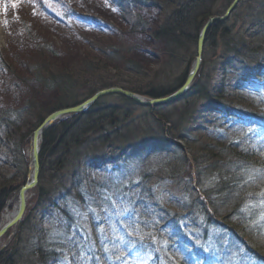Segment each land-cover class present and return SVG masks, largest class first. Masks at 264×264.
Instances as JSON below:
<instances>
[{
  "label": "rangeland",
  "instance_id": "obj_1",
  "mask_svg": "<svg viewBox=\"0 0 264 264\" xmlns=\"http://www.w3.org/2000/svg\"><path fill=\"white\" fill-rule=\"evenodd\" d=\"M136 1L151 4L149 0ZM233 1L218 0L205 12L212 17L223 16ZM154 14L149 12L151 17L156 18ZM160 19L161 16L157 20ZM135 20L133 0H0V106L22 107L30 96L41 90L38 84L31 83V65L39 61L38 42L50 43L58 54H55L54 63L65 61L72 72H76L78 70L72 61L77 54L101 61L97 59H102L101 51L109 46L121 45L125 40L124 33ZM226 28L249 42L264 40V0H242L228 18ZM222 37L219 36L218 47L207 43L204 50V56H207L204 81L208 80L211 94L216 96L223 84L226 72L221 67L223 61L230 63L226 80L232 91L264 94V54L250 55L246 62L233 55L225 58L227 48ZM197 44L190 51H184L194 52L196 58ZM148 45L151 47L148 42L139 43V46ZM148 51L152 55L158 53L152 48ZM154 56L137 58L142 73L140 78L135 79H130L127 73L126 76L110 71L111 67L93 68L96 75L80 82V87L75 88L76 100L82 101L92 90L108 82V78L125 86L135 85L138 80L146 84L162 82L156 65L158 61L155 60L158 57ZM221 74L222 79L218 80ZM200 92L193 90L176 103L157 107L156 113L150 110L151 107L137 103L129 106L134 110V120L133 127L126 134L127 142L122 138L115 145L102 147L92 138L82 148L72 150V156L62 173L55 172L56 177L60 173L58 179L49 180V176H46L44 186L48 191V200L38 206L35 202L36 192L31 193L30 209L24 221L13 231L8 242L6 238L2 240L0 248L6 244L8 247L12 238L19 235L14 246V264H42L37 249L46 242L62 238L64 232L66 234L70 229V236L75 239V250H70L69 244L65 250L69 255L64 257L67 260L73 256L76 264H87L90 258L85 259L77 250H88L90 243L93 244L94 232L99 230L102 236L111 238V241L107 238L102 241L103 249L110 250L109 245L116 242L112 246L113 252L105 253V258L99 264H170V259L160 257L163 253L158 254L155 248L159 239L152 236V231L158 222L159 230L164 233L158 248L163 252L168 250L171 255L168 248L175 239L176 250L182 252L171 255L175 263L190 264L194 260L193 264H262L256 258L264 260V248L262 251L254 249L262 246L260 241L256 238L245 239L236 227L237 221L232 219L233 223H226L222 213L211 208V201L200 187L207 184L209 173L201 174L197 170L193 156L188 152V143L196 140L195 148L203 146L209 135L215 132L214 124L222 115L221 106L201 97ZM118 97L107 96L101 103L126 105ZM174 126L175 136L170 133ZM0 146L4 147L2 152L0 150V181L10 182L14 179V186L17 187L22 178L27 179L29 175V150H25L24 154L12 143H2ZM79 173V184L83 187L79 190L82 194L84 189L99 192L103 196L99 203L110 206L99 223L96 220L104 215L97 214L99 209L90 214L88 207L93 204L86 201L89 200L86 194L90 192L85 194L86 199H82L73 189L74 174ZM250 202L244 200V205H247L243 207L247 208L245 211L258 204ZM262 205L257 209H261L264 218ZM11 206L12 210L14 204ZM139 207L148 212L145 224L150 222L151 225L145 226L143 231L134 230L125 222L129 212H135ZM64 209L69 212L73 222L66 218ZM75 224L81 228L72 230ZM98 225L103 229H98ZM139 225L136 227L139 228ZM109 227L113 229L107 233ZM260 236L261 240L262 237L264 239V227ZM66 241L69 242V239ZM242 241L245 243L242 244ZM116 244L120 246L119 252L126 251L129 258L116 257ZM60 253L65 255L64 251Z\"/></svg>",
  "mask_w": 264,
  "mask_h": 264
},
{
  "label": "trees",
  "instance_id": "obj_2",
  "mask_svg": "<svg viewBox=\"0 0 264 264\" xmlns=\"http://www.w3.org/2000/svg\"><path fill=\"white\" fill-rule=\"evenodd\" d=\"M149 1L151 4H145L144 2L140 4L133 0L134 9L136 10L135 22L129 25L127 32L124 33L125 40L121 42V45L109 46L104 51H101L102 59L97 58L101 61L88 55L87 57H82L77 54L76 59L72 61L73 65H76L75 69L78 70L76 72H72V68L65 61L63 63H54L56 52L50 43L41 44V42H38L36 45L39 61L31 65L33 73L31 83L38 84L41 90L36 92L34 96H30L22 107L5 108L0 106V145L2 143H6V145L12 143L14 148L19 151L23 150L22 152L25 154V149L30 145L33 131L48 115L57 110L79 105L102 89L121 87L148 98L166 97L178 90L185 83L195 60L194 52L190 53L184 50L190 51L196 47L200 30L209 17L212 16L211 14H206V8L211 6V4H215L218 0ZM86 9L90 10L87 7ZM140 9L141 12L139 11ZM150 11L155 13L154 15L157 17H151L149 15ZM160 16L161 19L157 20ZM162 18L164 19L162 20ZM226 27L227 22L216 23L208 33L206 40L209 45L216 48L220 40L219 36L222 35L226 44L225 49L227 48L225 58L233 55L240 59L242 58L246 62L249 60L248 56L250 55H258L259 52L264 54L263 39L249 42L245 38L235 36V32ZM124 41H126V44H123ZM144 42H148L151 47L149 45L147 47L139 46V43L143 44ZM151 48L157 50L158 53L149 54L148 50ZM154 55L158 57L155 60L158 61L156 65L159 67L162 82L146 84L138 80L135 85L125 86L108 78V82L92 90L82 101L76 100L75 88L80 87V82L96 75L93 68L99 70L111 67L110 71L124 75L127 73L130 79L140 78L142 66L137 58H152ZM102 62L104 66H102ZM206 63L207 56H204L203 66L195 80L192 91H201L199 93L201 97L214 101L218 106L220 105L222 115L214 124L215 132L209 135L210 137L204 141L203 146L195 148L194 145L197 142L194 140L188 143V152H191L197 165V170L201 174L208 175L207 173H209L207 184L200 187L203 192L205 191L209 201H211V208L215 209V212L219 211L222 213L221 215L226 223H233L232 219L237 221L235 224L241 235L247 240L258 239L262 246L260 248L255 247V249L261 250L264 248V239L262 237L261 240L260 236L261 229L264 227V218L262 217L261 209H257V206L264 203V94L245 90L232 91L230 85H228L229 81L226 80L230 63H224L223 61L221 62V67L226 71L224 81L218 89L217 95H212L208 87V80L204 81ZM203 82L207 84L205 85ZM61 94L63 96H60ZM73 95L74 97L71 98ZM118 98L125 102L126 105H102L101 100L84 114L73 115L58 121L45 134L40 155V189L35 199L38 206L48 200V191L44 186L46 176H49V180L58 179L63 171L62 169H65L66 163L72 156V150L82 148L92 138H95V142L102 147L115 145L122 138V141L127 142L126 134L133 127L134 120V110L131 107L136 105V103L124 97L119 96ZM157 109V107L150 108L153 113H156ZM175 132L176 126L172 127L170 133L175 136ZM0 147L2 152L4 147ZM80 157L82 156L80 155ZM55 172H60L57 177ZM74 177L73 189L79 193L78 195L82 199H86L85 194L90 192L89 195L86 194L87 198L89 197V200L86 201H90L93 204L88 207L90 214L99 209L100 212L97 214L104 215L107 212L106 209L110 206L106 207L99 203L103 197L102 194L96 192L100 195L98 196L95 192L86 191V189H84L82 194L79 190L83 188L82 184H79L80 173L74 174ZM26 181V178H22L20 185L17 187L14 186V179L10 180V182L8 180L0 181V217L10 196L21 185H24ZM244 200L258 204L256 207L252 206L245 211L247 208L243 207L247 205H244ZM262 206L264 207V204ZM63 213L66 218L73 222L71 215L66 209L63 210ZM104 217L105 215L101 216L96 222L99 223ZM147 219L148 212L140 210L139 207L135 212H129L125 222L134 230L143 231L145 226L150 224V222L145 224ZM138 224H140L139 228L136 227ZM75 226L72 230L81 228L79 224H75ZM97 228L103 229L101 225H98ZM111 229L113 228L109 227L108 231H105L108 233ZM154 229L152 236L161 240L164 233L159 230L158 222H156ZM70 235L71 230L68 229L66 234L64 232L62 238L57 241L52 240L54 242H46V244L40 246L37 249V252L40 253V263L76 264L73 256L67 260L64 257L66 254L69 255L66 252L69 244L70 250L75 248L73 246L75 239L71 238ZM106 238L111 241L110 237ZM106 238L98 230L94 232L93 244L90 243L88 250H77L85 259L90 258L87 264H99L105 258V253L113 252L112 246L116 242H112L109 245L110 250L102 248L104 245L102 241ZM18 239L19 235L12 240L7 248L0 252V264L15 263L16 252L14 246ZM67 239H69V242L66 241ZM159 240L156 242L155 248L158 249V254L163 253L160 257L164 258L163 256H165L170 259V264H180L175 263L174 259L171 258L174 252H177L175 253L177 255L178 252L182 253L176 250V240L172 239L175 242L169 244L168 249L171 250V255L168 250L163 252V250L158 248ZM117 241H119L118 237ZM50 243L55 244L51 245ZM65 244L67 246H61ZM51 247L55 250H52ZM78 247L81 248V246ZM93 248L95 251H93ZM116 248V257L118 259L119 257L123 259L129 258L126 251L124 253L119 252V244H116ZM63 251L65 255L60 253ZM225 257L223 258L224 260L226 259ZM193 261L190 264H193ZM120 263L118 262V264Z\"/></svg>",
  "mask_w": 264,
  "mask_h": 264
},
{
  "label": "water",
  "instance_id": "obj_3",
  "mask_svg": "<svg viewBox=\"0 0 264 264\" xmlns=\"http://www.w3.org/2000/svg\"><path fill=\"white\" fill-rule=\"evenodd\" d=\"M241 1L242 0H234L223 16L211 17L205 23L198 36L197 56L193 67L190 70L184 85L170 96L149 99L132 91H128L119 87H112L98 91L91 98L78 106L65 108L50 114L32 134L28 180L27 183L24 186H21L15 193V198L17 201V206L15 207V216L11 221L5 223L2 226L0 225V241L10 229L18 228L20 226L27 210L28 195L39 188L41 172L40 154L42 150L43 139L47 131L50 130L58 120L67 116L85 113L91 109L100 99L110 95L123 96L145 107L163 106L181 99L190 92L195 78L197 77L200 67L203 63V54L207 34L215 23L225 22L236 10Z\"/></svg>",
  "mask_w": 264,
  "mask_h": 264
},
{
  "label": "bare ground",
  "instance_id": "obj_4",
  "mask_svg": "<svg viewBox=\"0 0 264 264\" xmlns=\"http://www.w3.org/2000/svg\"><path fill=\"white\" fill-rule=\"evenodd\" d=\"M228 19L225 21L227 22ZM203 65H201L200 68H202ZM201 70V69H200ZM200 72V71H199ZM198 72V74H199ZM222 79V74L220 76H218V80ZM11 204H14L15 206H17V201H16V198H12L10 199V202L8 204V207L6 209V211L4 212L3 216H2V220H1V225L11 221L13 219V217L15 216V211L13 212L11 209H10V205Z\"/></svg>",
  "mask_w": 264,
  "mask_h": 264
}]
</instances>
